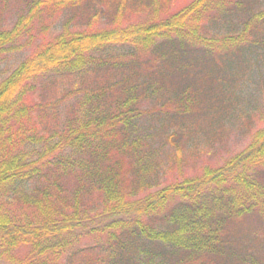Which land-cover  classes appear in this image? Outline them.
Here are the masks:
<instances>
[{"label": "trees", "instance_id": "16d2710c", "mask_svg": "<svg viewBox=\"0 0 264 264\" xmlns=\"http://www.w3.org/2000/svg\"><path fill=\"white\" fill-rule=\"evenodd\" d=\"M179 1L23 0L10 28L0 19L1 57L69 13L0 79V264H264L238 249L243 223L264 228V115L220 165L147 191L140 120L220 115L264 50L257 0ZM37 79L49 102L34 99Z\"/></svg>", "mask_w": 264, "mask_h": 264}, {"label": "rangeland", "instance_id": "374dc122", "mask_svg": "<svg viewBox=\"0 0 264 264\" xmlns=\"http://www.w3.org/2000/svg\"><path fill=\"white\" fill-rule=\"evenodd\" d=\"M188 0H180L178 5ZM259 4L255 9L264 8V0H257ZM25 11L23 0H0V19L6 28H10L21 12ZM65 13V14H64ZM69 16L63 12L45 33L40 28V23L33 27L32 37L28 40L24 36L14 46L10 47L0 57V79L11 72L17 64L30 53L32 48L40 41L50 40L61 29L62 23ZM232 25L237 23L232 17ZM229 21L219 25L217 32L221 36L234 31ZM208 30V28H207ZM206 35V34H205ZM215 37V34H207ZM248 61L247 72L242 73L235 82L236 94L230 102L231 108L214 116L199 114L189 119V122L179 125L176 119L170 118L171 113H161L153 110L161 105L156 98L145 104L154 112L146 114L140 120V129L145 137L149 148L152 149V163L155 164V178L151 187L154 190L184 176L194 175L201 168L210 165H220L225 159L242 149L251 136V133L261 123L264 115V50L256 51ZM229 71H226V74ZM91 80V77H90ZM58 80L53 83L63 86L71 84L76 87L78 82ZM47 80L37 79L34 81V99L43 102L51 100V94ZM62 108V106H61ZM56 120L50 115L43 120L44 125L56 127ZM173 135L170 141L168 136ZM239 251H243L247 259L250 256L257 258L256 261L264 263V228L257 222L250 220L243 223L239 228ZM91 254L90 257L95 256ZM1 260V259H0ZM1 262V261H0ZM91 264H96L91 262Z\"/></svg>", "mask_w": 264, "mask_h": 264}]
</instances>
